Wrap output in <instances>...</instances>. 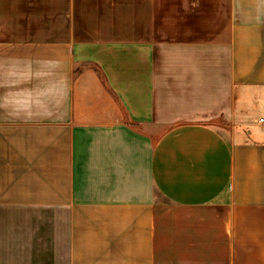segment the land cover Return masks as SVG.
<instances>
[{
    "label": "crops",
    "instance_id": "obj_1",
    "mask_svg": "<svg viewBox=\"0 0 264 264\" xmlns=\"http://www.w3.org/2000/svg\"><path fill=\"white\" fill-rule=\"evenodd\" d=\"M0 264H264V0H0Z\"/></svg>",
    "mask_w": 264,
    "mask_h": 264
}]
</instances>
